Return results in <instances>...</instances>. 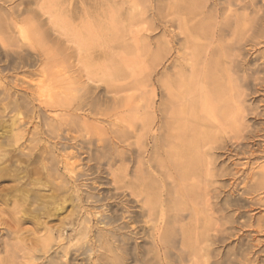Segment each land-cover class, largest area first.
I'll use <instances>...</instances> for the list:
<instances>
[{"label":"bare ground","instance_id":"obj_1","mask_svg":"<svg viewBox=\"0 0 264 264\" xmlns=\"http://www.w3.org/2000/svg\"><path fill=\"white\" fill-rule=\"evenodd\" d=\"M130 2L125 20L122 8L111 6L99 30L87 28L95 37L106 32L119 38L121 33L142 30L161 35L158 41L151 38V78L148 84H138L139 93L111 100L86 93L82 97L62 93L58 98L51 94L41 102L36 96L12 100L7 90L0 91L1 104L8 101L4 113L10 109L22 115L9 124L0 114V164H6L0 172H14L17 182L5 196L13 202L20 198L31 207L15 201L19 206L11 209L15 222L6 221L13 222L15 230L0 217V227H5L0 228V264L257 262L255 246L242 240L225 254L219 250V245L237 236L227 208H237L238 199L222 198L218 192L214 153L228 144L235 155L244 148L248 92L263 82L259 76L264 56L255 57L252 65L250 54L264 46V0ZM143 3L147 9H141ZM40 11L80 57L87 33L73 31L70 36L62 31L64 23L49 0H43ZM26 20H17L16 32L42 63H51L44 56L45 33L36 35L33 30L36 38H31ZM5 39L0 45L8 55ZM20 60L25 65L27 60ZM82 71L88 82L96 83L87 66ZM53 83L38 85V91H51ZM110 105L115 112L107 114ZM74 133L81 140L71 139ZM242 184L241 189L235 186L241 199L253 189L263 190L264 169ZM69 205L72 210L60 218ZM52 219L59 225H49ZM25 221L34 225L31 238L26 236L29 231L19 229Z\"/></svg>","mask_w":264,"mask_h":264},{"label":"rangeland","instance_id":"obj_2","mask_svg":"<svg viewBox=\"0 0 264 264\" xmlns=\"http://www.w3.org/2000/svg\"><path fill=\"white\" fill-rule=\"evenodd\" d=\"M49 1L53 2L54 9L56 10V17L61 19L64 23V28L62 31L66 29L67 34H69L70 36H73L72 35L73 31L75 32L80 31L81 34L83 35H86L87 33V35L84 36L88 38V41L84 46L85 48L83 47L84 51L79 57L73 43L70 42L71 43L70 44L69 42H66V40H64L65 38L61 37L62 33L60 32L58 33V30H54L52 28L51 24L49 23L48 17L44 16V14L40 11V5L43 3V0H6V1L0 0V30L1 28H2L1 32L8 30L3 33L0 32V44H1V39L3 38L4 39L6 38L5 40L8 41V47L6 48L8 55L2 52L1 49L2 44L0 45V61H1L0 91H3L4 89L7 90L12 100L17 99L19 101H22L23 99H28V97L30 98L32 96H36V98L38 99L41 97V99H39L41 102H47L49 98L46 97L47 95L49 96L52 94L53 98L55 97L58 98L60 97L59 95H61L62 93H63L62 95L68 93L66 95L70 97L71 96L73 97V95L75 97L78 93H79L78 97H82V95L86 93L88 97L95 96V98L97 97V99L100 98L103 100L106 99L111 100L112 96L116 98H121V97L124 98L131 95L134 96L137 94L136 92L139 93V89L138 90L136 89L139 88L138 84L139 86L141 85L140 83L144 84L143 81L146 82V84H148L150 80L148 78H151L149 76L151 75L150 66H151V57H152V50L150 47V43L151 44L154 43V39L156 38L158 39H156L155 41H158L161 35H159L158 33L151 34L150 32L142 30L141 31L142 33L141 32L131 33V34L127 33V35L125 33L124 34L121 33L118 35L119 38H117V36L115 38V35L106 32L105 33L103 32L102 34L100 33L101 35L98 34L95 37L93 36V33H90V31H88L87 28L89 26L90 27L96 26L97 28L95 27V29H98L99 26L103 25L102 23H104L105 20L104 14L107 13L109 7L111 6L122 8V10L124 11V16L122 19L125 20L127 15L126 13L127 9L129 8V5L131 3L130 0H49ZM143 5L141 9H143V7H145L146 9L148 8L147 5L144 6ZM18 6H20L22 10L19 9L20 7ZM14 7L17 10L16 9L14 10L13 9ZM12 9L14 10V12ZM18 9L21 11H19ZM5 12L6 13L8 12L9 15L7 16ZM16 12H18L17 13L18 15L16 14ZM21 13H23V15ZM1 14L3 15L4 18L2 21H1L2 18ZM20 14L22 15V17H20L21 16ZM16 15L17 16L20 15L19 18L16 17ZM23 18L26 19L28 18V20H26V24L24 25V27L28 29L29 33L31 34V38L35 39L36 35H38L39 33L41 34L45 33L43 34L44 37L46 38L45 50L47 49L48 51L45 52L44 56L49 58L51 60V63L49 62L47 63V61L45 60L42 63L39 57L33 54L34 52L31 49V46L27 44V41L24 40L25 38L22 39L21 38L22 35H18V33L16 32L15 28H16V24L18 23L17 20L20 21ZM11 19L13 20L12 22L10 21ZM150 21L151 19L147 20V22ZM4 26H6V28L8 27L10 28L5 29ZM35 26L37 27V29L35 28ZM65 27H67L68 29ZM82 27H84V29ZM69 29H71L70 32ZM33 30H35V32L37 31L36 35ZM95 33L97 34V32ZM152 37L154 39L151 40ZM22 46L24 49L23 48L19 49V47L21 48ZM38 52L37 54H41V55L43 54V50H39ZM263 56H264V46L258 47L256 52H251L250 58H253L251 59L252 65L254 64L253 60L255 57L261 59ZM20 58L27 60L25 65L22 64ZM28 62L29 64L31 63V65H29ZM83 65L87 66L88 72L91 74V76H93V78L95 76V78L97 79V81H95L96 82L95 84H91V82H88V79H86L87 77L84 75L82 71ZM160 70L162 71V69ZM263 74H260L259 76V78L263 79V82L259 83V85L257 86H254L251 92H248L250 93V96L248 94L247 97L248 100L247 106L249 108V112L247 113L248 117L246 118V123H245L246 126L245 139L242 140L241 142L242 148L244 147L243 150L240 151L238 155H235L236 152H234L233 149L231 148L232 146L228 144V147H226V149L218 150L217 152L215 151L214 153L216 170L217 173L219 171L220 174L218 175L221 176L218 177L217 175V179H215V186L219 189H217L216 187L215 188L218 190L219 193H221L222 198H226V199L231 198L230 200L232 201L235 199V197H237L239 201L241 199V197L238 198V196L236 195L237 191L239 190L236 191L235 186L238 184L237 187H239V185L243 187L242 183H244L246 177H249L251 174L262 171L264 169V75ZM71 80H73L74 82ZM110 80H113V82H110ZM134 80H136L139 83H137ZM50 81H54L51 87V91H47L46 89L42 91H38V85L46 84L48 87ZM70 82H73L75 86L73 84H72L73 86H71ZM132 82L134 83L131 85L130 83ZM86 83L87 84L90 83V84L87 85ZM107 84L111 89L108 87ZM134 84L136 85L134 87L135 90L132 88ZM146 84L143 86L146 87L147 86ZM90 86L92 87L90 88ZM121 87H123V89ZM72 89L73 91L71 92ZM70 93L71 95H69ZM0 97L2 99L3 95H1ZM7 103L8 101H5L2 102L1 104L0 101V114L1 112L4 113L3 105ZM35 104L38 105V103ZM250 107L253 108L252 112H250L251 111ZM111 108L114 109L111 110ZM103 109H105V107H103ZM108 111L114 113L115 107L110 105V110L108 108L107 112L105 111V113L107 114L110 113ZM18 114L19 112L17 113L15 111H12L11 113V110L8 109L4 113L5 120L8 121V123L9 122L11 123L12 119H16L20 117V115ZM20 118H22V115ZM103 122H104L103 124H105V127L109 129L110 128L109 123L107 121L106 122L103 121ZM1 133L3 132L0 131V134ZM74 138H78L79 140H81L82 137L80 134L76 135L74 133L72 134L71 139ZM5 168H6V164L0 167V169H5ZM12 169L10 172H13ZM220 171H222L223 173H221ZM3 172H0L1 174L0 192L2 191L0 193V214H1V210L4 213L2 212L1 214L2 216L0 215L2 219L1 218L0 219L4 220L5 222L6 221L8 222V220L12 221V219L14 221V218H12L14 216L11 212L17 206V205L15 206L16 200L22 203L23 208H28V207L31 208V207L23 203L22 200H19L20 198L18 196H20V194L18 192L17 193L15 192L17 195L15 193L14 194L19 199L15 198L16 200H14V202L11 200L10 202L6 199L5 193L9 191V189L13 190L17 186V182L13 178L14 172L12 174L5 171ZM241 188L239 187L237 189H241ZM234 190H235L234 193L235 195H233ZM41 193L45 195H49V193L46 191H42ZM238 200H236L238 204L237 208H227L228 213L232 214L233 216L232 218H234L236 222L235 223L236 225L233 226L235 227L233 233L234 232L236 233L237 238L235 236L230 237V240L228 239L227 240L228 242L227 241H226L227 243L225 242L226 244H223L221 246L219 245L220 248L219 247L218 248L221 251V253L224 252L223 254H225L227 250L233 248V246L241 242V240L245 241L246 243H251L255 246V252L257 253L253 261L255 260L257 261L255 262V264L257 263L264 264V189L263 190L260 189L257 191L253 189L251 190V194L242 197L240 202ZM21 203L18 205L21 206ZM17 208H19V206H17ZM71 210H72V205H69L68 210L64 214H60V218L67 216ZM5 212L7 213L6 215ZM22 223L23 222L19 224L20 227ZM9 224H10L9 227L15 230L14 228L15 226L13 227V222L7 223V226ZM242 224H244L245 226L242 227ZM49 225L57 226L59 225V220L52 219ZM20 227L19 229H23L22 231L30 232L26 236L29 237L30 235H32L31 230L32 229L34 230V225L33 223H31V221H28L27 223L25 221L22 224V228ZM0 228L1 230H3L5 227L3 226ZM39 236L40 235H37V237ZM29 238H31V236Z\"/></svg>","mask_w":264,"mask_h":264}]
</instances>
